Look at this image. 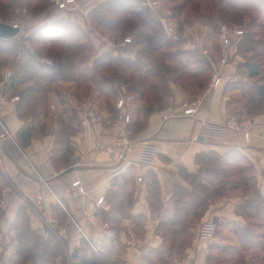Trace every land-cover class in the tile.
<instances>
[{"label":"crops","instance_id":"0c3cea01","mask_svg":"<svg viewBox=\"0 0 264 264\" xmlns=\"http://www.w3.org/2000/svg\"><path fill=\"white\" fill-rule=\"evenodd\" d=\"M203 42L199 40L196 47L200 49L206 44L212 53L218 48L216 41ZM20 58L17 57L18 60ZM93 60L88 63L91 65ZM218 60L219 57H212L208 62L212 74L222 69L220 82L205 97L194 117L183 116L178 105L175 106L177 117L163 121L161 110L157 109L144 118L141 114L133 119L132 125L126 126L123 132L111 133L108 126L81 128L70 138L71 151L67 155L56 142L60 129L59 114L50 112L49 117H42L39 121L21 119L19 100H13L17 96L5 88L13 71L10 67L2 68L0 202L5 200L7 206L2 210L0 241L7 233L12 237L18 233L14 227L20 210H23L42 245L53 240L60 246L62 258L58 259V264H76L74 255L83 247L87 248L89 255L101 256L107 247H111L112 240L114 251L108 258L109 263L101 264H145L152 251L163 247V238L157 233L159 219L155 218L148 201V182L152 179L158 181L163 207L172 212L175 206L174 187L180 185L192 190L185 174L196 173L199 169L197 155L208 151L219 154L233 152L249 161L257 186L264 195V124L255 126L249 139L241 131L232 129H226L219 137L205 133L208 124L221 125L229 119L238 118L236 108L239 103L230 96L235 89L228 88V85L238 80L239 66L244 61L239 57L231 58L230 63L221 68ZM60 109L57 111L60 112ZM33 122L37 125L34 137L28 145L22 146L18 134ZM124 138L129 141L128 150ZM146 143L157 148L150 165L139 163ZM56 149L59 151L57 155L54 153ZM63 155L66 157L63 158ZM137 174L144 178L139 189L136 188ZM129 180L132 182L126 183ZM76 181L81 182L86 192L84 195L75 193L72 185ZM114 193L131 197L128 213L133 218H142L144 227L136 228L129 219H124L119 228L113 227L118 217L116 206L112 203ZM39 198L40 204L33 202ZM101 198L105 204L98 203ZM242 200L238 195L211 202L204 216L193 224L192 235L197 234L202 223L210 221L216 226L228 222L242 226L244 218L236 211ZM44 211L51 215V223ZM88 240L99 242L101 250L93 252ZM216 242L217 237L212 243L194 246L195 255L188 264H207L209 247ZM9 254V250H3L0 259Z\"/></svg>","mask_w":264,"mask_h":264},{"label":"trees","instance_id":"16d2710c","mask_svg":"<svg viewBox=\"0 0 264 264\" xmlns=\"http://www.w3.org/2000/svg\"><path fill=\"white\" fill-rule=\"evenodd\" d=\"M167 1L176 2L177 0ZM193 1L183 0V3L176 5L175 8L178 10L187 7L194 3ZM243 1L200 0V5L217 3L224 5V8L239 9ZM88 21L93 28L103 32L121 36L136 33L135 41L131 42L134 49H122V51H131L129 53L134 52L135 58L106 53L95 57L93 65L84 68L90 59V55L87 56V54L93 49L88 43L78 44L81 39L86 40L85 32L75 25L69 27L67 23L62 26L55 23L44 24L36 28L26 39L16 37L5 40L0 38V71L4 67H11L13 70L5 88L19 97L18 110L21 119L33 118L39 121L42 117H49V102L53 91H57L60 84H66L71 86L75 95L79 97L81 95L79 88L82 87L79 86V81L81 80L84 86L94 85L97 99L104 100L108 109H113L111 102L117 92L118 83L129 85L130 93H136L144 99L146 94L143 88L150 75V71L145 70L144 60L177 43L167 37L162 22L153 15L149 8L141 6L139 0H105L89 13ZM182 28L183 25L180 26V29ZM75 37L76 39H74ZM27 43L31 47H28ZM250 43L251 41L246 40L242 44L247 48ZM46 45L60 46L61 51H66L65 55H60L58 61L53 63V67H49L41 60ZM140 46H142L141 49H138ZM187 54L190 55L187 61H191L189 64L196 68L195 74L191 77L197 78L201 76L204 69H211L208 59L203 57L198 49L193 52L189 51ZM18 56L21 57L19 60ZM112 67L131 71L130 79L138 78L139 83L129 84L130 79L119 73V69L113 71L111 76L108 75L109 69ZM240 69L249 79H258L262 74L261 65L249 60H245L239 66ZM184 70L187 69L184 67ZM51 85H54L55 88H51ZM202 85L204 83L199 88ZM229 87L238 90L236 83L228 85ZM85 89L88 90V88ZM254 89L255 97L243 105L244 110H250L253 103H256L258 107L264 104V83L257 84ZM156 101L161 104L164 102V97L159 96ZM156 108L154 105V111L157 110ZM152 109L151 106L148 111L151 112ZM58 116L60 129L56 142L67 155V152L71 151L70 138L80 128L79 119L76 113L65 109L60 111ZM36 130L37 125L34 122L28 123L18 134L20 144L28 145ZM58 152L57 149L54 151L56 155ZM235 154L233 152L219 154L216 151L198 154L196 157L198 171L194 174H185L192 190L180 185L174 187L175 206L172 212L163 207L158 181L152 179L148 182V201L154 211L155 218L159 219L157 233L163 238V247L152 251V256L146 259L145 264H154V259L157 261L156 264H173L174 259L184 256L193 237L190 230L193 224L204 216L209 204L227 196L228 193L238 191H243L246 195L250 191V196H245V201L236 209L237 213L246 221L259 219L260 223L245 227L236 224L233 233L238 238L239 244L245 249L264 250V241H261L264 240V234L254 231L257 226L264 227V195L257 186L252 164L249 162L250 167H242L239 161L244 158ZM65 155L62 157H66ZM250 170L251 173H248ZM130 182L132 180L126 183ZM112 203L118 211V217L115 219L113 227L119 228L124 219L132 221L138 229L144 227L142 218H133L128 213V204H131L129 195L114 193ZM15 225L14 228L18 230V233L12 237L11 245L4 247V251L9 250L10 254L1 257V264H58V259L62 258L60 246H57L53 240L42 245L40 237L32 230L29 219L23 210H20L18 222ZM221 227L225 226L217 227L215 234L220 232L219 228ZM110 243L111 247H107L106 252L101 256L89 255L86 247L77 250L74 255L76 264L109 263L108 258L114 251L112 247L114 240ZM211 247L217 248L216 244ZM223 253L230 255L233 252L225 248Z\"/></svg>","mask_w":264,"mask_h":264},{"label":"rangeland","instance_id":"374dc122","mask_svg":"<svg viewBox=\"0 0 264 264\" xmlns=\"http://www.w3.org/2000/svg\"><path fill=\"white\" fill-rule=\"evenodd\" d=\"M139 1L141 6L149 8L153 15H155V17L162 22L164 28L166 29L167 37L170 38L172 42H177L174 46L164 48L161 52L155 55L153 54L149 59L144 60L145 70L150 71V75L145 81V87L143 88L145 89L144 92L147 97L145 96L143 99L136 93H130L129 85L118 83L117 92L115 96H113L111 102L113 109H108L104 100L97 99L94 85L89 84L90 86H84V84L82 85L83 81L81 80L79 81V86H82L79 88V93L81 94L79 97L75 95L73 88L66 84H60L61 86H59L58 90L53 91L49 102L50 112H56L59 114L57 110L60 107L61 109L59 111L65 109L78 115L80 126L79 130L81 128L87 129L93 125H97L101 128L108 126L110 132L111 128L120 119L121 115L126 112V110L131 113L130 123L127 124V127L131 126L133 119H137L141 114L144 118L149 113H154V105L157 107L156 109L161 110L160 114L162 119L165 111H169L171 109L170 113L174 114L173 117H177L178 111L175 109V106L179 105V107L182 108L183 104L202 97L203 93L209 88L214 75V71L212 74V71H210L211 69H204L201 76H198L197 78L191 77V75L195 74L196 68L192 64H189L191 61H187V59L190 58V55L187 54V52H193L195 49H198L199 53L206 59L219 57L218 61L220 63V67L222 68V53L218 44V40L221 36L220 31L231 30L234 27H245V35L241 39L236 40L230 47L228 58L231 60V58L239 57L243 61L249 60L259 63L262 67V74L258 79H249L248 76L244 74L242 69H240L238 71L239 78L234 82L236 83L238 90L232 92L230 96L234 101L239 103L236 108V117H238L236 120L238 122H244L264 113V104L259 107L256 103L251 104L249 108L251 111L243 109V105L249 101V99H253L255 97L254 87L257 84L264 83V0H244L239 9L224 8V5L217 3L200 5V0H194V3L178 10H176L175 7H177L176 5L178 4L181 5L183 0H177L176 2L167 0ZM103 2L104 1L101 0H81L76 7L73 6L67 11H61L54 6L51 0H0V22L8 23L18 18L23 20L24 32L19 36L20 39H26L36 28H38L36 24H40L42 26L44 24L50 25L55 23L58 24V26H62L67 23L69 24V27H73L74 25L80 27L85 32L87 38L86 40L81 39L78 41V44L88 43L93 49V51L87 54V56L90 55V59L87 61L86 65H84V68H88V66L90 67L93 65V63L91 65L88 63L90 60L106 53H111L114 56L121 55L122 57L135 58L136 54L134 52L129 53L131 51H124L134 49L132 48L133 44L125 43L124 39L130 38L131 42H134L136 33H128L125 36H121L114 33L103 32L99 29L93 28L89 24V13ZM155 3L157 6H154ZM181 25H183L182 29H180ZM74 39H76V37ZM199 40L204 41L205 43L207 41L208 43L209 41H216L218 48L214 51V53L210 51L211 48L207 47L206 44H203L204 46L199 49L196 47ZM246 40L251 41L247 48L242 44ZM105 42H111L115 45V47L111 48ZM178 42L180 43L178 44ZM27 45L28 47H31L29 43H27ZM141 47L142 46L138 49H141ZM122 49L124 50L122 51ZM204 50L208 51V53L204 54ZM64 53L66 54V51H61L60 46L50 47L46 45L45 50L42 52L43 55L41 60L49 67H53V63H56L60 58L59 56ZM229 60L228 64L230 63ZM184 67L187 70H184ZM10 69L12 70L11 67ZM117 69L119 68L112 67L109 69L110 73H108V75L111 76L112 72ZM118 71L123 74L124 77L129 79L132 75L131 71L124 70L123 68ZM134 83H139L138 78L130 79L129 84ZM203 83L204 85L199 88V86ZM51 88L54 89L55 86L51 85ZM85 88H88V90ZM65 93L71 95L73 102L79 106L78 109H67V97H65ZM159 96L164 97V102L161 104L156 101ZM121 99L125 101V104L123 108L119 109L118 103ZM85 101H89L97 109L98 114L97 120L90 119L89 126L83 125L81 117L85 114V111L81 107V104ZM53 104L57 107V109H52ZM151 106L153 109L149 112L148 109ZM252 129L250 130V134ZM239 162L242 167H250L249 161L245 159H241ZM248 173H251V170ZM238 195L244 199L241 201L242 204L245 201V196H250V191L247 195L243 191H238L236 193H228L227 196ZM103 204H105L104 199ZM5 209L6 208L0 207V221L3 214L2 210ZM44 215L50 222L49 216L51 218V215L45 214V211ZM244 221L245 222L242 227L250 224L258 225V223H260L259 219H253L250 220V222L244 219ZM205 223L201 224L197 234L192 237L190 245L186 248L184 256L180 259H183L189 252L192 254L193 259L195 255L194 246L201 243H212L215 237H217V248L209 245L210 249L207 264H264V250L262 251L257 248L249 250L239 244L238 238L233 233V229L236 225L234 223L228 222L227 224H223L225 227L219 228L220 232L215 234L213 237L214 239L210 241L199 240L198 235L200 228ZM217 227L219 226H216V228ZM254 231L264 234V227L257 226ZM63 232L65 233L66 231ZM82 232L83 231H81V233ZM5 235L2 237L3 241H0V247L5 246ZM7 236L9 237L10 242H12V236L9 233H7ZM98 243L99 242L94 244L96 245ZM225 248L232 250L233 253L230 255L224 254L223 251ZM175 260H179V258L174 259L173 264H175ZM1 263L2 262L0 260V264Z\"/></svg>","mask_w":264,"mask_h":264},{"label":"built area","instance_id":"2783aa9c","mask_svg":"<svg viewBox=\"0 0 264 264\" xmlns=\"http://www.w3.org/2000/svg\"><path fill=\"white\" fill-rule=\"evenodd\" d=\"M80 1L81 0H51V2L54 4V6L58 10H61V11H67L73 6L76 7ZM154 6H157V4L155 3ZM154 11H155V9H154ZM5 23L12 26L15 29H18L19 33H18L17 37L20 36L24 32L23 20H21L19 18L16 20H13L12 22H8V23L5 22ZM220 33H221V36L218 40V44H219V47L221 49L220 51L222 53L221 66L224 67L228 64V60H229L228 55L230 52V47L234 44V42L236 40L241 39L245 35L246 29H245V27H234L231 30H221ZM124 40H125V43H131L130 38H125ZM106 44L111 48L115 47V45L111 42H107ZM207 53H208V51L204 50V54H207ZM208 59H210V58H208ZM221 72H222L221 70H215L214 71V75H213V78H212L211 83L209 85V88L203 93L202 97H200L199 99H196L194 101L183 104V106H182V115L183 116L194 117L195 115H197V113L199 112V110L201 109V107L203 105V101H204L205 97L213 89H215L218 86L220 79H221ZM8 76H11V73H8ZM64 95H65V97H67V99H66L67 100V106H66L67 109L72 110V109H78L79 108V106L73 102V99H72L70 94L65 93ZM13 100L18 101L19 97H15ZM124 102L125 101L123 99H121L119 101V103H118L119 109L123 108V106L125 104ZM81 107L85 111V114L81 116L82 117V123L84 126L90 125V119H94V120L98 119L97 109L89 101L83 102L81 104ZM55 108H56V106L53 104L52 109H55ZM171 110H169V111L167 110L163 114V120L164 121H166V120H168L174 116V114L170 113ZM130 118H131V113H130V111L126 110V112L121 115L120 119L111 128V132L112 133L123 132L125 130V127L127 126V124L130 123ZM0 124H1V120H0ZM260 124H264V113L257 115L255 117H253L249 120H246L244 122H241V123L238 122L236 119H229L226 123L221 124V125L208 124L207 125L208 127H207L205 133L207 135L219 137V136L223 135V133L225 132L226 129H232V130H236V131H242L245 135V138L249 139L250 130L254 126H257ZM123 141L126 143L125 144L126 150H128L129 141L126 138H124ZM156 153H157L156 147L151 145L150 143H146L143 147L139 163L142 165L152 164L154 161V158L156 156ZM143 183H144L143 176L141 174H137L136 175V186H137L136 188L139 189L143 185ZM72 187H73L76 194H84L85 193V189L83 188L80 181L74 182ZM33 202L40 204V198L33 200ZM98 203L100 205L103 204V199L101 198ZM6 206H7L6 201L2 200L0 202V207L6 208ZM80 231H82V230L80 229ZM215 232H216V225L214 223H212V222L205 223L200 228L198 238H199V240L210 241V240L214 239L213 237L215 235ZM1 241H3V239H1ZM4 241H5V246H7L11 243L7 234L4 237ZM89 244H90V247H91L93 252H99L101 250L100 244L95 245L94 243H91L90 241H89ZM4 247H2V246L0 247V253L4 250ZM191 259H192V254L189 252L185 255V257L183 259L175 260L174 263L175 264H188Z\"/></svg>","mask_w":264,"mask_h":264},{"label":"water","instance_id":"95a60500","mask_svg":"<svg viewBox=\"0 0 264 264\" xmlns=\"http://www.w3.org/2000/svg\"><path fill=\"white\" fill-rule=\"evenodd\" d=\"M19 31L18 29L13 28L12 26L0 22V38L9 40L17 37Z\"/></svg>","mask_w":264,"mask_h":264}]
</instances>
